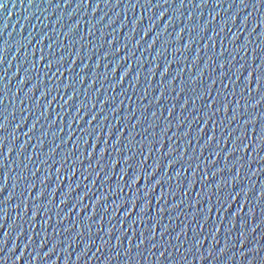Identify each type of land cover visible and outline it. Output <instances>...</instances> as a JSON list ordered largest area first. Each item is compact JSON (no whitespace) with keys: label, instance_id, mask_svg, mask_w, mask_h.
I'll use <instances>...</instances> for the list:
<instances>
[{"label":"water","instance_id":"95a60500","mask_svg":"<svg viewBox=\"0 0 264 264\" xmlns=\"http://www.w3.org/2000/svg\"><path fill=\"white\" fill-rule=\"evenodd\" d=\"M146 3L147 0H70L66 5L64 0H0V77H4L0 79V112L9 117L8 127L0 128V140L5 142L0 159V264H165L158 254L144 261L139 255L129 259L122 248L119 257L115 247L105 245L97 251L99 238L84 249L87 236L76 233L82 232L85 224L92 225L93 236H112L114 245L118 244L117 236L130 235L134 243L141 231L147 235L145 223L156 230L157 239L161 225L168 226L172 236L182 229L191 236L194 231L207 233L219 228L216 237L223 244L225 227L239 226L236 217L248 213L250 224H256L249 238L255 235L256 240L264 242L260 235L264 225L257 223L264 215V204L254 196L264 188V152L242 145L239 151H232L239 144L237 138L244 134L245 119L240 113L252 112L255 117L247 125L252 139L253 129L259 132L264 120L260 116L264 101L259 111L245 109L241 100L236 120L231 123L232 114L226 111L230 101L244 94L246 84H251L252 94L260 99L259 85L249 73L255 64L264 69L259 57L264 50V7L257 9L255 0H244L248 7L239 0H208L207 4L184 0L183 6L180 0H151L146 11ZM164 8L168 11L160 15ZM248 13L251 15L247 22L242 23ZM148 43L153 47L147 48ZM116 49L118 53L113 58ZM61 54L64 60H59ZM49 60L51 71L46 66ZM59 65L63 67L57 71ZM119 65L117 73L111 71ZM259 71L256 69V73ZM209 89L211 102L207 99ZM73 103L74 108L70 107ZM216 106L220 111L213 115ZM153 112L159 119L152 116ZM21 116L24 118L19 121L20 127L13 133L12 126ZM35 116L40 120L33 129ZM41 131L48 132L42 144L37 142ZM12 135L16 140L11 139ZM27 136L33 138L26 143ZM209 136L213 140L209 141ZM154 139L155 151L149 152ZM256 143L259 146L261 142ZM11 144L17 147V153H9ZM21 144L25 147H19ZM141 148L148 156L144 161L148 173L155 174L163 188L140 176ZM210 151L215 153L213 163L218 160L216 168L225 164L226 155L229 164L242 156L244 159L237 163L244 164L245 169L251 164L254 169L250 176L241 171L243 191L233 193L244 205L242 209L234 200L223 209L214 206L215 196L208 200V193L215 191L212 186L205 188L213 180V169L200 161L206 162ZM164 152L174 163L162 156ZM160 163L163 168L158 170L156 165ZM129 165L137 179L125 186L120 177L127 179ZM205 172L209 174L204 176ZM168 175L173 179L168 180ZM44 184L48 187L44 188ZM182 187L187 193L181 191ZM222 191L224 198L231 187ZM144 193L151 199L142 198ZM202 197L204 211L197 213V201ZM245 197L251 199V205ZM105 201L106 209L102 207ZM252 205L254 211H250ZM229 207L235 216L227 215ZM149 211L150 216H145ZM197 221L203 224L202 230ZM101 227L103 233L97 231ZM125 228L128 233L123 231ZM88 231L85 227L84 233ZM235 235L234 231L233 238ZM44 239L48 242L43 245ZM256 240L250 246H255ZM212 242L209 237L201 247L206 249ZM129 243L125 240L124 248ZM153 252L158 253V249ZM242 259L239 255L223 257L222 264H240ZM189 264L203 261L189 258Z\"/></svg>","mask_w":264,"mask_h":264},{"label":"snow or ice","instance_id":"6c2138e0","mask_svg":"<svg viewBox=\"0 0 264 264\" xmlns=\"http://www.w3.org/2000/svg\"><path fill=\"white\" fill-rule=\"evenodd\" d=\"M165 3H167V0H164ZM189 2L191 3V0H189ZM208 0H200V3L203 4H207ZM64 3L66 5H68L70 3V0H64ZM83 3H88V0H83ZM105 3H107V0H105ZM181 6H183L184 0H180ZM240 4H243V7H248V4L244 3V0H239ZM151 4V0H147V3L145 4V10H148V5ZM255 4L257 6V9H259L260 7H264V0H255ZM3 6V5H0ZM194 7L198 8L199 4H193ZM230 7H232V5H230ZM168 11V8H164L162 12H160V15H164L166 12ZM251 13H248V15H246L244 17V20L242 21V23H246L248 20V16H250ZM142 19V18H141ZM151 19V18H150ZM170 19H173L170 17ZM154 23V21H152L151 23H149V31H151V24ZM135 31V29L133 30ZM238 37V34H235ZM157 38H159V33H157ZM144 38L141 37V40H143ZM105 43H109V41H105ZM137 44L140 43V41L138 40L136 42ZM154 43V42H153ZM103 45H101L102 47ZM48 47L51 49L52 45L49 44ZM115 48V46H113ZM153 44L148 43L147 44V48H152ZM184 47H187V45L185 44ZM241 48H243V45H241ZM239 51V49H237ZM243 50L246 52L247 48H243ZM255 50V49H254ZM225 51H227L225 49ZM118 53V49H116L115 52L112 53L113 58H115V55ZM52 54L54 55V50L52 52ZM105 55H109V53H105ZM259 57L262 61H264V50L261 51V53L259 54ZM155 59V58H154ZM59 60H64V56L61 54L59 57ZM58 63V61H57ZM51 65H52V61L49 60L47 61L46 66L49 68V71H51ZM121 65V64H120ZM120 65L118 68H112L111 71H114L115 73H117L118 69L120 68ZM33 67H35V65H33ZM63 65H59V67H57V71H60V68H62ZM105 67H107V65H105ZM221 68H223V65H220ZM251 67V66H249ZM256 69H260L259 73H256ZM166 70V69H165ZM248 68H245V71H247ZM7 73H5L6 75ZM53 75H55V73H53ZM161 75H163V73H161ZM249 75L252 76V79L255 81V83L257 85H259V96L260 99L257 100L256 96L253 95V88L251 86V84H246L244 86V94H242L241 96H239L238 98L234 99L233 101H230L229 104L231 105V107L227 108L226 111L227 112H231V120L229 121L230 123L232 121L236 120V108L240 106V101L243 100L244 101V108L248 109L249 107H251L254 110H259V106L261 105V102L264 101V83H261V81H264V69L261 68V64H255V68L253 69L252 72L249 73ZM76 77H79V73H76ZM119 77L121 80L124 79V76L121 75V71L119 72ZM0 79H4V77H0ZM176 77H173V80H175ZM73 83H75V79L73 80ZM213 83H215V81H213ZM73 92H75V89H72ZM209 91V95L207 97L208 101L211 102L213 100V97L211 96V89L208 90ZM47 95H50V92L48 94L45 95V98L47 97ZM78 95V93H77ZM145 95H147V92L145 93ZM179 95V93H177V96ZM167 98V97H165ZM141 99H143V97H141ZM0 103H3V97L0 96ZM23 103V101H22ZM219 102H217L218 104ZM84 107H87V105H83ZM63 107V106H62ZM70 107H75V103H73V105H70ZM175 107V105H173V108ZM21 112H24V108L20 109ZM77 112L80 111V109H76ZM167 111L171 112L170 109H167ZM220 111V107L216 106L213 112V115H215L216 113H218ZM260 111V110H259ZM33 115H35V113L33 112ZM41 116L44 115L43 112L40 113ZM161 115H163V113H161ZM241 117H244L245 119V124L243 126L244 128V134L242 137H238L237 139L239 140V144L237 145L236 148L232 149L233 152H237L239 151V147L242 145L245 148H257L258 147V151L259 152H264V120H261V128L259 132H256L255 129H253V138L249 139L248 137V123L250 121H252L253 119H255V117L252 116V112H248L247 114H245L244 112L240 113ZM153 117H156V119H159V117L156 116V113L153 112L152 113ZM260 116L264 117V111L260 112ZM133 117V116H132ZM131 117V118H132ZM23 116L19 117V119L17 120L16 124L12 126V132L15 133L16 129L18 127H20L19 121L23 120ZM13 119H17L15 116H13ZM75 119V117H74ZM136 119V117H135ZM195 119V117H194ZM40 120V116H35V120L33 122V129L36 128V122H38ZM145 120H147V117H145ZM198 120V119H197ZM5 121H7V124H5ZM141 123H144V121H141ZM169 125L171 124V121L168 122ZM184 122L182 121L181 124H183ZM9 124V117L7 115H4L3 112H0V128H6L8 127ZM201 126V125H200ZM219 125H217L218 127ZM132 127H136L135 124L132 125ZM167 131V129H165V132ZM48 132L47 131H41V134L39 137H37V142L38 143H44L42 137L43 136H47ZM26 135V134H25ZM33 135H35V132H33ZM153 137L155 138V133L152 134ZM32 136H27V142L32 140ZM12 140H16V135H12L11 136ZM145 139H147V137H145ZM169 140H171V137H168ZM208 140L211 141L213 140V137L209 136ZM247 140L248 143L245 144L244 141ZM256 141H260L261 143L259 144V146H257ZM150 143L152 144V147L148 149L149 152H154L155 151V145H156V139H154L153 141H150ZM189 144H191V141L189 140L188 142ZM216 144H219V140L215 141ZM5 145V142L3 140H0V159L3 158V147ZM19 147L23 148L25 147L24 144L19 145ZM32 147H35V145H32ZM177 148L180 147L179 144H177L176 146ZM17 147L13 144H11V147H9L8 151L9 153H13L14 151L17 153ZM115 151H120L121 149L119 148H115ZM53 151H55V149H53ZM175 151V149L173 150ZM224 149L221 148L220 152H223ZM89 155H91V153H89ZM140 155L142 157V159L139 161L140 165H141V173L140 176L143 177L145 180L148 181L149 184H151L152 181H156L157 184H159L161 186V188H163V183L160 180H157L156 175L155 174H151L148 173L147 171V165L144 164V161L148 159V156L144 155V148L140 149ZM163 157H167L169 159V163H174V160L172 158H170L169 153L168 152H164L162 153ZM215 153L214 152H209V156L208 158H206V162L205 161H200V157L196 156L195 159L197 161H200V163H204L206 168H211L213 169V171H211V175L213 177L212 181H209L208 184L205 185V188L212 186L214 187L215 191L214 192H210L208 193V200L211 201L212 197L215 196L216 197V203H215V207H217L218 209H223L225 206L230 205L231 202L234 200L236 201V204L240 206V208L242 209L244 207L243 204L240 203V200L238 198V195H233V193L237 192V189H240L241 191H243V179L241 177V171H244V176H250L251 173L254 171V169H252L251 164L247 165V169H245L244 164H238L237 160H243L244 158L241 157H237L236 159H234L230 164L227 162L228 158L225 155L224 156V160L226 161L225 164L221 167V168H216V165L218 164V160L215 161V163H213V159H214ZM26 159H30V157H26ZM68 157H65V160H68ZM26 167V165H25ZM157 169H161L163 168V164L160 163L158 165H156ZM189 167H191V165H189ZM199 167V164H198ZM262 170H264V165L261 166ZM128 170H129V176L127 177V179H125L123 176L120 177V179L124 180V184L125 186H130L135 179H137V177L135 176V170L133 169L132 165L128 166ZM217 173H219V178L217 179ZM209 173L205 172L203 175L207 176ZM32 175H35V173H32ZM97 175H99V171H97ZM226 176V178H225ZM19 179V177H17ZM59 178V177H58ZM107 173L105 174V179H107ZM203 178V176H202ZM168 180H172L173 177L171 175L167 176ZM43 183V182H42ZM180 184H183V180L180 181ZM179 186V185H178ZM13 187H15V185H13ZM48 185L44 184V188H47ZM229 187H231V191H228L226 196H224V198H221V196L223 195V191L224 189H228ZM120 191H123V187H121ZM181 191L184 193H187V189L186 188H181ZM253 191V189H252ZM136 192L139 193L140 192V188L139 186H137L136 188ZM23 193H21L22 195ZM259 202L261 204H264V188L260 189L259 193H255V195ZM142 198H146V200H150L151 197L148 196V193H144ZM245 199L247 200V203L249 205L252 204V201L250 198L245 197ZM52 203H55V201H52ZM197 204L199 205V207H197L195 209V211L197 213H203L204 208H203V197L201 198L200 201H197ZM76 205H73V208ZM58 207V206H57ZM102 207H104L106 209L107 207V201H105V203L102 205ZM124 207H127V204L124 205ZM151 208V205H150ZM85 209H87V206H85ZM255 209V205H252V208L250 209V211H254ZM37 211H40V209H37ZM262 211H264V209H262ZM210 212V210H209ZM57 215H59V213H57ZM227 215L229 217L231 216H235L236 213H234L231 209V207L228 208V213ZM248 213H244L242 216H237V221L239 222V226L236 225H232L231 227H225V235H224V243L222 244L220 239L216 237V232L219 231V228H216L215 231L209 230L207 233H204L203 231H194L192 233L191 236L188 235L186 230H183L181 232H178L175 236H172V234L170 232H168L167 227L165 225H161V235L159 237V239H157V232L155 229H151L149 224L145 223V228L149 229L148 234L145 235V232L141 231L135 239V242L132 243V237L130 235H124L123 237H116V240L118 241L117 245H114L112 243V236H109L107 239H104L103 235H100L99 237L93 236L91 235V224H85L83 225V231L82 232H77V235H86L87 236V241L84 243V249H88L90 244H94L96 243L97 238L100 239L101 243L99 244V247L97 248V251H99L101 248H103L105 245H107L108 247H115L116 248V252L115 254L117 255V257H119L121 255V251L120 249L122 248L123 254L127 255L129 257V259H133L134 260V256L135 255H139L141 257V259H143L144 261H148V257L149 256H157V254L159 255V257H163L165 264H172L173 260L177 261V264H189V258H191L192 261L194 262H198V261H203V264H212V261H215L216 264H222V258L223 257H229V258H236L238 255L239 257H242L243 259L240 260V264H249V262H255V264H264V255H262V253H264V242L256 240L255 235H251V238H249L251 233H254L256 230V224H250L249 219H248ZM145 216H150V211L148 213H145ZM163 216V212H161V218ZM208 217H204V219L206 220ZM31 222V221H30ZM96 220L92 219V224H95ZM136 221L133 220V224H135ZM261 225H264V215H262L260 217V220L257 222ZM197 224L199 225V228L202 230L203 229V224L200 221H197ZM87 227L89 229V231L87 233H84V228ZM175 229H173L174 231ZM20 231H23V227H21ZM99 233H103L104 228L101 227L97 230ZM125 233H128L129 229L125 228L123 230ZM133 231H135L133 229ZM235 231L236 235L235 238H233V232ZM7 232H5L3 235L4 237H7ZM17 235H19V232L17 233ZM36 235H40V233H36ZM260 235L262 237H264V230L261 231ZM183 236V238H181ZM203 237V239H202ZM209 237H211L212 239V243H209L208 247L202 248L201 246L203 245L205 240H208ZM29 240H31V237H29ZM128 240L129 246L127 248H124V241ZM256 240V245L255 246H250L252 245L253 241ZM47 239H44L43 241V245L45 243H47ZM4 243H6V239L4 240ZM219 245V247H217ZM143 246V247H142ZM181 246L183 247V254L179 255L181 252ZM25 247H27V244L25 245ZM133 249H135V254L133 253ZM153 249H158V253L157 252H153ZM13 249H9V251H12ZM54 249H50V251H53ZM0 251H3V247H0ZM145 253H147V255H145ZM165 253H167V257H165ZM230 253V256H229ZM81 254H83V252H81ZM45 255H47V253H45ZM93 255H95V253H93ZM37 256H39V253H37ZM16 257V256H15ZM19 259V257H17ZM178 258V259H177ZM77 259H79V257H77ZM110 259V257H109ZM138 264V262H137Z\"/></svg>","mask_w":264,"mask_h":264}]
</instances>
